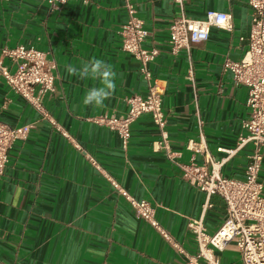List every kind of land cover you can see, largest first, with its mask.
<instances>
[{
	"label": "crops",
	"instance_id": "crops-1",
	"mask_svg": "<svg viewBox=\"0 0 264 264\" xmlns=\"http://www.w3.org/2000/svg\"><path fill=\"white\" fill-rule=\"evenodd\" d=\"M127 1L148 31L145 47L158 51L150 67L165 89L172 158L159 147L161 133L150 114L132 123L127 146L116 131L96 121L102 115H124L127 96L148 93L138 60L122 48ZM210 11L230 13L233 29L213 27L208 40L174 53L171 23L183 14L205 19ZM252 12L248 0H185L182 5L176 0H68L57 7L48 0H0V65L16 69L1 55L3 47L33 46L48 53L56 75L55 91L42 100L48 119L0 71V120L35 125L25 139L15 141L0 179V264H183L180 248L196 253L189 223L203 215L207 197L184 178L180 164L191 161L188 140L203 135L210 155L221 160L227 153L220 149L236 147L244 132L248 88L235 83L224 64L244 57ZM93 56L118 73L115 94L100 108L82 103L98 82L65 70L66 64L79 67ZM250 152L247 146L231 156L223 165L224 176L244 178ZM194 157L205 164L204 154ZM260 178L264 183V162ZM112 181L156 205L158 220L177 246L138 218ZM209 204L203 219L213 233L226 218V203L212 195ZM221 261L228 264L224 253ZM235 261L242 262L240 257Z\"/></svg>",
	"mask_w": 264,
	"mask_h": 264
},
{
	"label": "built area",
	"instance_id": "built-area-1",
	"mask_svg": "<svg viewBox=\"0 0 264 264\" xmlns=\"http://www.w3.org/2000/svg\"><path fill=\"white\" fill-rule=\"evenodd\" d=\"M53 7L63 5L68 0H48ZM181 5L185 0H176ZM252 7V23L248 37V49L240 61L227 60L224 70L231 71L235 83L248 88L247 105L250 108L249 118L244 121L242 132L232 149L220 150L227 157L216 160L210 155L206 140H188L186 149L193 153L189 163L180 164L184 178L193 186L204 191L207 203L212 195L221 196L226 203V218L222 225L210 233L204 224L203 215L193 219L189 227L198 245L196 253L185 255L183 264H224L221 254L233 248L241 256L242 264H264V183L260 174L264 162V0H248ZM128 20L121 30L122 48L133 55L140 64V72L148 83L145 97L132 94L125 98L128 110L121 116L102 115L96 121L116 131L125 146L131 137V125L142 114H150L161 133L159 147H164L170 158L174 157L168 143L166 131L167 119L163 109L164 86L154 78L150 63L158 51L145 47L148 31L136 13V6L127 1ZM213 27L231 31L234 27L230 13L210 11L205 19H193L185 14L176 18L169 28V44L174 53L182 48H189L193 43L208 40ZM1 55L16 64L11 72L0 65V71L8 85L20 96L30 102L44 118H50L42 100L55 91V65L48 53L36 47L23 45L10 48L3 47ZM54 127L66 134L63 127L52 121ZM202 124V121H200ZM34 124L11 126L0 120V179L10 158L11 149L17 140L25 139ZM251 146L245 177L242 179L226 177L222 173L225 162L243 148ZM205 155V164L195 161V154ZM92 161L93 159L90 158ZM115 189L131 204L136 216L145 220L174 246L173 236L157 218V207L147 200H138L112 181Z\"/></svg>",
	"mask_w": 264,
	"mask_h": 264
},
{
	"label": "clouds",
	"instance_id": "clouds-1",
	"mask_svg": "<svg viewBox=\"0 0 264 264\" xmlns=\"http://www.w3.org/2000/svg\"><path fill=\"white\" fill-rule=\"evenodd\" d=\"M65 70L69 76L98 82L86 91L82 99L85 106L103 107L105 101L115 94L118 73L111 63L102 58L93 56L87 61H81L79 67L69 63L65 65ZM132 227L134 228L135 225L133 224Z\"/></svg>",
	"mask_w": 264,
	"mask_h": 264
},
{
	"label": "rangeland",
	"instance_id": "rangeland-1",
	"mask_svg": "<svg viewBox=\"0 0 264 264\" xmlns=\"http://www.w3.org/2000/svg\"><path fill=\"white\" fill-rule=\"evenodd\" d=\"M235 252H236V250H234L233 248H229L228 250H226L224 252V256L227 257V259H228V264H232L233 260L237 261L238 257L241 258L240 254L238 252H236V253ZM232 253H234L235 257L233 256ZM240 264H242V262Z\"/></svg>",
	"mask_w": 264,
	"mask_h": 264
}]
</instances>
